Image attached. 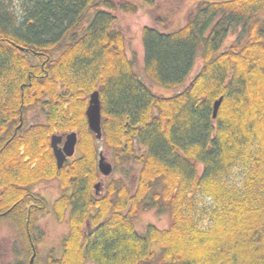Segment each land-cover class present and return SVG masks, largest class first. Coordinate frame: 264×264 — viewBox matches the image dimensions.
Here are the masks:
<instances>
[{
  "label": "trees",
  "instance_id": "trees-1",
  "mask_svg": "<svg viewBox=\"0 0 264 264\" xmlns=\"http://www.w3.org/2000/svg\"><path fill=\"white\" fill-rule=\"evenodd\" d=\"M118 9L138 6L0 0V133L16 137L14 179L47 174L72 189L62 254L50 264H264V0H198L184 25L145 26L142 71L116 28ZM95 90L115 162L140 165L135 183L126 171L101 198L85 114ZM38 106L48 120L31 126ZM69 131L81 155L58 169L50 134ZM201 197L213 202L205 226ZM151 210L169 225L140 232L137 218Z\"/></svg>",
  "mask_w": 264,
  "mask_h": 264
},
{
  "label": "flooded vegetation",
  "instance_id": "flooded-vegetation-1",
  "mask_svg": "<svg viewBox=\"0 0 264 264\" xmlns=\"http://www.w3.org/2000/svg\"><path fill=\"white\" fill-rule=\"evenodd\" d=\"M35 124L37 123H31L30 125ZM16 133L17 131L13 130L12 135L15 136ZM66 133L55 132L50 134L51 155L55 160L56 166L57 160L51 145V138L54 134L65 135ZM2 139L3 137L0 133V264H50L51 260H57L61 257L67 233L52 237L53 235L48 234L43 223L49 217L66 223L65 220L70 214L72 206L69 203L67 205L64 199L66 195L72 194V189L64 187L60 177L51 176L59 182L58 186L62 194L54 201H50L43 193L37 190L39 185L48 181V178H46L47 174L45 178L40 180L18 184L16 179H14L17 176V169L15 162H13L16 160V148H11L10 146L15 142L16 137L6 138L4 142ZM65 141L66 138L64 136L62 142L59 143V148H63ZM3 147H7L6 150L9 149L10 152L4 157L2 153ZM77 148L78 143L75 154L66 159L63 167L79 158L80 155ZM26 158L29 161L30 158L25 156L24 159ZM37 160L35 158L36 162ZM35 164L32 162L33 166ZM99 182L101 186L96 189L95 185ZM93 190L97 198H101L105 193L104 179L101 178L96 181ZM87 230L91 233L89 226Z\"/></svg>",
  "mask_w": 264,
  "mask_h": 264
},
{
  "label": "rangeland",
  "instance_id": "rangeland-1",
  "mask_svg": "<svg viewBox=\"0 0 264 264\" xmlns=\"http://www.w3.org/2000/svg\"><path fill=\"white\" fill-rule=\"evenodd\" d=\"M117 4H123L131 2L138 6L136 12H128L118 9L115 12L116 16V28L122 30L125 34L127 42V53L128 57L134 58L136 56L137 69L142 71L144 64V48L142 43V30L145 26L155 25L162 30H168L175 28L180 25H184L186 21L192 16L194 5L198 0H154V5H149L145 3L144 0H113ZM235 36L229 37V42L234 40ZM202 59L197 60L195 69L192 74L196 73L197 70L201 67ZM153 90L158 93H166L163 89L158 86H154ZM89 100V99H88ZM88 106V105H87ZM87 108V107H86ZM86 111V110H85ZM46 112L43 108L35 107L30 109L28 112L27 121L30 123H42L47 122ZM77 132V131H76ZM96 139V138H95ZM95 145L99 147V153L102 151L107 159L113 164L114 171L113 173L105 178L100 175V178L96 181H99L101 178L104 179L105 191L108 188V185L115 179L126 178L125 172H129V176L126 178V181L131 186L136 182V176L138 175L140 165L133 163V169L131 165L127 163L118 164L115 162L116 155L110 150V148L105 144L103 140L98 141L96 139ZM79 155L81 152L79 148ZM122 162V160H121ZM68 165V164H67ZM238 174V170L235 171V175ZM48 181L43 182L37 190L43 193L50 201H54L59 195L62 194V191L59 189V182L57 179L52 177H47ZM40 180V179H39ZM95 181V183H96ZM42 186V188H41ZM65 187V186H64ZM200 206H202V214L200 225L205 226L209 223L210 219V209L213 205V202L210 198L201 197L199 198ZM43 225L46 228L48 234L58 235L66 234L68 231V221L66 223L59 222L56 218H46ZM149 224L156 225L160 228H165L169 225L168 215L158 214L155 210L148 212H141L137 218L136 226L137 229L141 232L146 229ZM61 256V255H60ZM92 264V263H87Z\"/></svg>",
  "mask_w": 264,
  "mask_h": 264
},
{
  "label": "water",
  "instance_id": "water-1",
  "mask_svg": "<svg viewBox=\"0 0 264 264\" xmlns=\"http://www.w3.org/2000/svg\"><path fill=\"white\" fill-rule=\"evenodd\" d=\"M222 101H223V97H220L214 102V106H213L214 118L217 117ZM86 116L90 130L95 133L96 138L98 140H101L103 137L102 112H101L100 93L98 90H95L90 95L89 104L86 109ZM64 136L66 138L64 146L63 148H59V143L62 142ZM77 143H78V133L76 131L66 133L65 135H57V134L52 135L51 145L53 147L57 160V167L59 169L63 167L68 157H71L75 154ZM98 168L100 173L105 177L110 176L114 171L113 164L107 159V157L104 155L103 152H100V156L98 160ZM100 186L101 183H97L95 185V188L99 189Z\"/></svg>",
  "mask_w": 264,
  "mask_h": 264
}]
</instances>
